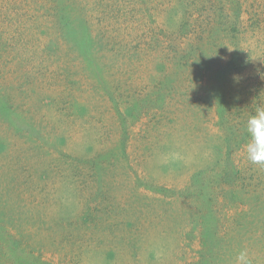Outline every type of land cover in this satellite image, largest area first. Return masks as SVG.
<instances>
[{"label": "rangeland", "instance_id": "1", "mask_svg": "<svg viewBox=\"0 0 264 264\" xmlns=\"http://www.w3.org/2000/svg\"><path fill=\"white\" fill-rule=\"evenodd\" d=\"M57 3L0 0V264H264V165L223 141L264 104V0ZM201 18L208 49L163 52ZM239 49L235 131L218 69Z\"/></svg>", "mask_w": 264, "mask_h": 264}, {"label": "trees", "instance_id": "2", "mask_svg": "<svg viewBox=\"0 0 264 264\" xmlns=\"http://www.w3.org/2000/svg\"><path fill=\"white\" fill-rule=\"evenodd\" d=\"M77 1V0H74ZM126 1V0H125ZM65 2V0H58V8H63V14L65 13L66 16H71V12L69 10L66 11V7L67 6H63V3ZM116 2V1H115ZM127 3V2H126ZM69 6V5H68ZM202 10V15H203V8H201ZM148 13H146L144 15V19H152L154 18V14L151 12L150 8H147ZM164 9L161 8L158 11L157 17H161L162 14L164 13ZM138 14H140V18L138 17L139 21L142 23V13H143V8H138L137 10ZM62 14V15H63ZM156 15V14H155ZM64 17V18H65ZM171 17V16H170ZM173 18V16H172ZM169 19V17H168ZM73 20V19H72ZM213 20V21H212ZM59 25L61 23V18L59 19ZM72 22V21H71ZM194 23V28H193V37H190V43L186 44V41L188 40V34H186L188 32V30H185V27H188L187 22H183L180 24V28L179 30L181 31V34L184 36V39L181 38L182 40V47L180 49L175 48L173 45L170 44V42L168 41V49L167 50H163L164 51H168V52H172L173 54H178L175 56L178 57H184V58H188L190 59L191 57H193L194 55L208 49L207 45H209V42L211 44V42L215 39L214 36L218 33L219 28L216 26V20L214 19H204L202 20V18L200 20L195 19ZM85 28H88L89 23H86ZM86 30V29H85ZM165 30H163L160 34H162ZM177 30H175L174 32H176ZM80 33L79 37L81 36ZM159 34V35H160ZM152 35L153 36V41L155 43V46L158 47V40L156 39L157 36H159L157 34V36L155 37V33L150 32L148 33V36ZM147 36V37H148ZM62 39H65V42H71L73 40L74 37H77V33L76 32H71V31H65L64 33L61 34ZM187 39V40H186ZM184 42V44H183ZM235 44V42H234ZM162 46V45H161ZM206 49H205V48ZM186 51V52H184ZM180 52H183V55H179ZM249 55L248 53H246L244 50H234V53L232 55V58L230 60H228L226 62V64L224 66H221L219 70V73L222 75L220 77V79L218 80V83L220 86H224L223 87V96L220 97L221 102L219 104H222V106L219 107L222 108L223 113L225 114V116H222V118H224V127L226 126V128H234L235 131L239 130L237 128H235L234 126V120L236 115L238 114V109L235 111L236 108H247V109H252V107L249 106V104L251 103V92L249 90V88L247 86H240V85H248L247 82H244L243 84L241 83L239 86L240 87H235V89L233 90V92L230 89V85L233 84V81L235 80V76L236 74L242 72L244 70V67L247 65L248 63V59H249ZM237 70L236 73H234V70ZM206 70V69H205ZM250 83V82H249ZM249 86V85H248ZM261 91L259 93V96L261 95ZM257 96V97H259ZM218 104V103H217ZM219 111V110H218ZM235 111V113H234ZM248 114L252 113L251 111H247ZM246 121L247 119H245L244 122H242V124L245 126L246 125ZM233 130V131H234ZM240 132H242L239 135L236 134H226L225 138H224V146L226 145L227 148V154L229 157H231V154L234 152V148H239L244 144L245 141H247V138L249 137H243L245 134L243 133V130L240 129ZM239 136V137H237ZM231 152V153H230Z\"/></svg>", "mask_w": 264, "mask_h": 264}, {"label": "clouds", "instance_id": "3", "mask_svg": "<svg viewBox=\"0 0 264 264\" xmlns=\"http://www.w3.org/2000/svg\"><path fill=\"white\" fill-rule=\"evenodd\" d=\"M247 142L244 152L252 164L264 165V104H257L246 121ZM238 264H250L247 250H242L236 257Z\"/></svg>", "mask_w": 264, "mask_h": 264}]
</instances>
